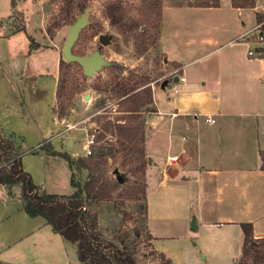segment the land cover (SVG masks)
<instances>
[{
	"label": "crops",
	"instance_id": "obj_1",
	"mask_svg": "<svg viewBox=\"0 0 264 264\" xmlns=\"http://www.w3.org/2000/svg\"><path fill=\"white\" fill-rule=\"evenodd\" d=\"M18 3L10 0V8L22 13L23 26L7 25L12 14L0 21V127L35 185L71 195L72 179L87 176L74 161L85 157L88 134L55 113L60 52L44 39L34 2L20 0V10ZM219 3L161 9L159 49L164 62L179 67L151 85L144 215L153 248L168 257L160 242L174 236H214L211 248L241 252L239 225L250 223L253 237L264 238V41L244 35L264 24L256 21L264 0L253 8ZM172 155L178 161L163 178ZM0 264L80 263L75 249L13 196L0 198Z\"/></svg>",
	"mask_w": 264,
	"mask_h": 264
},
{
	"label": "rangeland",
	"instance_id": "obj_2",
	"mask_svg": "<svg viewBox=\"0 0 264 264\" xmlns=\"http://www.w3.org/2000/svg\"><path fill=\"white\" fill-rule=\"evenodd\" d=\"M14 1L19 2L17 9L20 10L22 8L20 0ZM117 1L121 2L124 8L125 20L137 23L138 27L123 31L110 24L105 15V7ZM151 1L145 0L147 4ZM159 1L160 16L163 6L187 4V0ZM32 2L37 10L38 20L43 23V28L40 30L44 39L51 41L60 52V59L66 62L61 54L70 26L66 0H32ZM23 8L30 11L28 6L24 5ZM86 8L89 9V23L79 34L72 52L86 55L99 50L107 61L116 65L110 64L93 76L85 77L81 68L71 63L66 72L64 71L54 111L58 118L75 128L86 129L89 135L96 127H101L105 120H112L116 116L118 99L114 93L115 84L147 83L150 87L152 84L158 87L162 80L168 77L171 65L164 62L163 54L159 49L160 16L157 17L151 5L148 7L144 0H87ZM70 13L76 19L81 11L72 7ZM9 14H12V17L7 25L14 29L23 26L22 13L16 10L11 12L10 0H0V21L6 20ZM101 35L110 37L107 45L99 44L98 38ZM115 162L109 163L108 175L112 178L115 177L112 171L117 168L119 160ZM117 170L120 173V168ZM128 178L130 177L126 175L123 180ZM82 183L79 180L78 184ZM18 191L17 186L11 188L0 186V198L16 196ZM87 204L89 210L97 216L98 230L103 237L132 253L136 264H169L167 260L171 262L173 260L174 264H237L241 255L237 246H233L228 251L211 248V244L218 245L217 241L212 240L214 236L206 240L203 237L182 239L174 236L172 239L160 242L169 253V257L164 255L162 259L161 253L153 248L152 240L147 236L144 201L114 198L106 202ZM136 232L139 235H136ZM68 244L76 251L75 244Z\"/></svg>",
	"mask_w": 264,
	"mask_h": 264
},
{
	"label": "trees",
	"instance_id": "obj_3",
	"mask_svg": "<svg viewBox=\"0 0 264 264\" xmlns=\"http://www.w3.org/2000/svg\"><path fill=\"white\" fill-rule=\"evenodd\" d=\"M87 0H66L68 24L75 20L72 7L82 11ZM259 0H231L234 8H253ZM144 3L156 16H160L159 0ZM219 0H187L186 6L196 8H217ZM14 3L12 2V7ZM157 8V9H156ZM105 15L110 24L123 31L135 29L137 23L125 20V11L121 2H113L105 7ZM264 16L256 14L257 23ZM21 28V27H20ZM264 32V24L261 25ZM38 47V46H36ZM263 52L264 50H258ZM76 55H82L77 53ZM116 65V63H111ZM71 63L60 59L56 102L59 98L63 75ZM174 69L179 65L170 64ZM117 95V114L112 120H105L101 127H96L91 155L76 158L74 167L87 173L82 184L72 179L75 191L71 195L50 194L35 185L29 173L21 166V154L11 136L0 127V186L19 188L17 199L24 212L30 217L40 216L51 226L66 243L76 246V257L80 264H136L132 253L119 248L114 242L107 240L98 230L97 216L89 210L88 202L100 203L114 198L133 201H144L145 205V170L147 159L144 147L145 116L152 109V90L146 84H127L120 82L114 85ZM93 130V131H94ZM91 134V133H90ZM62 157L66 155L60 154ZM119 160L120 175L130 178L118 183L115 177L108 175L110 161ZM125 182V183H124ZM145 210V208H144ZM127 215V214H126ZM129 216V215H128ZM243 233L241 255L237 264H264V238L253 237L252 225L241 223ZM136 235L139 233L136 232ZM152 240L150 234H147ZM160 257L163 259L164 254ZM171 264V260H167Z\"/></svg>",
	"mask_w": 264,
	"mask_h": 264
},
{
	"label": "water",
	"instance_id": "obj_4",
	"mask_svg": "<svg viewBox=\"0 0 264 264\" xmlns=\"http://www.w3.org/2000/svg\"><path fill=\"white\" fill-rule=\"evenodd\" d=\"M88 13L89 9L84 7L79 17L69 26L68 35L61 52L63 59L68 63L77 64L81 68L82 74L85 77H91L102 68L111 64L100 54L99 50L86 55H76L72 52V48L78 40L79 34L89 23ZM98 41L101 46L107 45L110 42V37L101 35L99 36ZM164 85L165 81L162 83L161 87ZM112 174L115 176L118 183H122L123 177L117 169H114Z\"/></svg>",
	"mask_w": 264,
	"mask_h": 264
},
{
	"label": "built area",
	"instance_id": "obj_5",
	"mask_svg": "<svg viewBox=\"0 0 264 264\" xmlns=\"http://www.w3.org/2000/svg\"><path fill=\"white\" fill-rule=\"evenodd\" d=\"M261 25L262 24H258L253 30L249 31V32H246L244 35H248L250 36L251 39L255 40V42L257 43H260V42H263L264 41V36L262 35V32H261ZM247 54L249 56H251L253 54V51L252 50H249L247 52ZM180 81L183 82L184 81V78L183 77H180ZM207 122H213L210 118H207L206 120ZM95 130L86 136V139H85V145H86V151H85V156H90L91 155V146L94 144V139H95ZM178 161V156L176 155H172V156H167L166 159H165V163H164V167H163V170H162V177L165 178L166 175H165V170L166 169H169L173 166H175V164L177 163Z\"/></svg>",
	"mask_w": 264,
	"mask_h": 264
}]
</instances>
